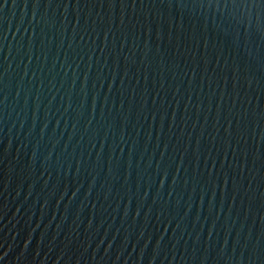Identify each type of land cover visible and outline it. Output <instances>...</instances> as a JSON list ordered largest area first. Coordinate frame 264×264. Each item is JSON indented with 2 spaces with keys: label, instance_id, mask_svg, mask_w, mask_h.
Wrapping results in <instances>:
<instances>
[{
  "label": "water",
  "instance_id": "water-1",
  "mask_svg": "<svg viewBox=\"0 0 264 264\" xmlns=\"http://www.w3.org/2000/svg\"><path fill=\"white\" fill-rule=\"evenodd\" d=\"M0 264H264V0H0Z\"/></svg>",
  "mask_w": 264,
  "mask_h": 264
}]
</instances>
